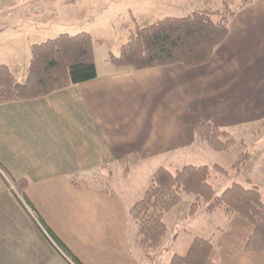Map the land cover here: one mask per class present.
Wrapping results in <instances>:
<instances>
[{"label":"crops","instance_id":"obj_1","mask_svg":"<svg viewBox=\"0 0 264 264\" xmlns=\"http://www.w3.org/2000/svg\"><path fill=\"white\" fill-rule=\"evenodd\" d=\"M16 6L25 12L19 24L32 27L30 33L18 32L33 35L30 48L48 36L91 33L79 21L76 27L66 25L74 15L68 9L52 35L43 33L39 30L49 24V16L34 17ZM132 15L134 28L162 19L140 9ZM147 17L154 21L143 23ZM6 28L0 23L1 33ZM100 45L119 55L123 44L117 51L109 41ZM107 56L97 59L95 47L97 77L92 80L44 97L0 103V264H146L145 254L130 239L129 209L159 167L223 166L224 152L195 135L196 124L204 120L238 142L250 137L252 157L236 181L243 175L244 183L251 179L264 199V0L236 11L226 40L204 65L133 70ZM131 152L139 160L126 174L127 165L118 160ZM21 178L30 181L23 200L9 185ZM171 211L167 224L175 222ZM209 214L205 217L211 219L209 230H216L214 257L220 264H264L263 253L245 249L253 231L246 218L223 210ZM178 238L168 229L158 254L167 250L170 259L185 254L193 239L184 247Z\"/></svg>","mask_w":264,"mask_h":264},{"label":"trees","instance_id":"obj_2","mask_svg":"<svg viewBox=\"0 0 264 264\" xmlns=\"http://www.w3.org/2000/svg\"><path fill=\"white\" fill-rule=\"evenodd\" d=\"M256 0H241L236 9L225 0L221 7L195 10L184 16H169L148 25L130 30L119 55L111 53L110 60L117 66L133 70L181 64L188 68L204 65L229 34L231 19L236 11ZM105 39L94 37L87 31L76 34L62 33L30 48L29 72L25 82H19L8 65L0 64V103L29 100L47 96L71 85L97 77L95 45ZM264 129V120L260 124ZM195 135L216 151L227 152L236 143L245 145L234 161L230 173L216 164L215 168L234 178L222 193L209 181L208 165L187 164L175 171L159 167L154 172L144 195L129 209L137 224L135 243L146 257L155 260L168 232L165 215L182 200L183 193L194 200L190 214L203 207L212 213L223 210L229 215H241L253 226L245 249L264 254V199L259 186L251 180L244 185L236 178L252 154L244 140L239 142L229 132L210 120L196 124ZM138 156L131 152L121 157L120 164L136 163ZM25 196L30 186L27 178L14 183ZM15 193V192H14ZM17 195V194H16ZM215 243L211 238L195 236L185 254L175 253L169 264H220L214 257ZM156 264V263H153Z\"/></svg>","mask_w":264,"mask_h":264},{"label":"rangeland","instance_id":"obj_3","mask_svg":"<svg viewBox=\"0 0 264 264\" xmlns=\"http://www.w3.org/2000/svg\"><path fill=\"white\" fill-rule=\"evenodd\" d=\"M12 1L13 10L9 11L8 9H11L12 7L10 5L12 4ZM12 1L0 0V23H2L3 27L7 26L6 29H3L2 33L0 31V64L8 65L17 80L23 82L29 72L31 57L29 43L35 39L31 38L33 35L28 36L27 34H18V32L26 29L28 33H30L32 27H26V25L19 24L24 20L25 12L22 7L16 5H23L26 8V13L28 14L29 11L31 16L33 15L38 18L49 16V24L43 28L41 27L39 30L43 33L49 32V35L53 34L52 31H54L55 27L59 26L60 21L63 22V18L65 17L64 10L68 9L69 12L74 15L72 16V20L68 22L69 24L66 25L76 27L77 21L81 22L80 26L84 23V27H87L86 29L91 31L93 35L108 39L107 41H109L113 45L112 47L114 50L117 51L115 47L123 44L127 40L130 30L134 29L135 25L132 22V12L134 13L135 9H140L142 14L154 15V17L156 16L159 18L184 16L195 10L216 9L221 7L225 0H148V3H145V0H24V2H28L26 5H24V2L15 4V1L17 0ZM227 1L233 9H236L241 3V0ZM18 2H20V0H18ZM57 11L63 13L58 15L55 13ZM50 12L52 13L50 14ZM36 13L42 14L39 15ZM152 21H154L153 18L147 17L144 19L143 23H151ZM23 22H25V20ZM124 23H128V27H124ZM20 25L21 29H16V27H20ZM9 33L16 34L9 36ZM47 36L48 35L42 37L45 38ZM48 37L53 38L55 36ZM108 46L109 45L100 44L95 46L97 59L100 60L108 55L107 57H109L110 60L111 54L109 53ZM245 142L247 143V148L252 147L250 137H248ZM244 149L240 143H236L229 152L222 153L225 155L222 158V165L228 169L230 173L233 172L232 165L234 161ZM210 168L211 175L209 181L216 188L217 192L220 193L232 183V178L218 169H215L214 166H210ZM119 170L120 168H116V171L121 172L122 174L123 170ZM243 176L239 179L240 182L244 185H248L244 183ZM192 197L193 195L191 194L183 193L179 205L169 213L175 221L174 223L168 221L169 233L178 235L179 238L177 244L184 247L189 245L190 241L194 239L193 237L197 233H201L204 237L206 236L212 239L214 237V232H216L214 229L209 230L207 225L211 222V219H207L205 216H209L210 214L205 211L203 207L196 211V216L193 214L195 217L190 214ZM165 216H167V214ZM170 216L168 215L169 219L171 218ZM136 233L137 224L133 219H130L129 235L133 244H135ZM216 234L217 233H215V235ZM60 251L62 252V249H60ZM64 255H66V253ZM144 257L146 259V264H169L170 261L167 250L157 254L155 260H150L146 256Z\"/></svg>","mask_w":264,"mask_h":264},{"label":"built area","instance_id":"obj_4","mask_svg":"<svg viewBox=\"0 0 264 264\" xmlns=\"http://www.w3.org/2000/svg\"><path fill=\"white\" fill-rule=\"evenodd\" d=\"M8 179V178H7ZM9 185H10V189H11V191L15 194V196L16 197H18V198H20L21 200H23V198H22V196H21V194L17 191V189H16V187H15V185H14V183H12L11 181H9ZM17 194V195H16ZM28 210L31 212V210L28 208ZM32 213V212H31ZM38 222V221H37ZM39 223V225H41L40 224V222H38ZM47 234V236L49 237V239L57 246V244L54 242V240L52 239V237L48 234V233H46ZM58 247V246H57ZM60 249V248H59Z\"/></svg>","mask_w":264,"mask_h":264}]
</instances>
